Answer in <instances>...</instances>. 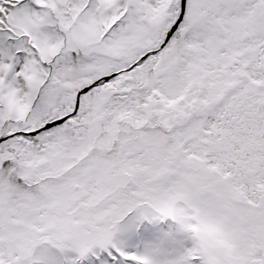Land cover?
Listing matches in <instances>:
<instances>
[{"label":"snow or ice","instance_id":"obj_1","mask_svg":"<svg viewBox=\"0 0 264 264\" xmlns=\"http://www.w3.org/2000/svg\"><path fill=\"white\" fill-rule=\"evenodd\" d=\"M0 264H264V0H0Z\"/></svg>","mask_w":264,"mask_h":264}]
</instances>
